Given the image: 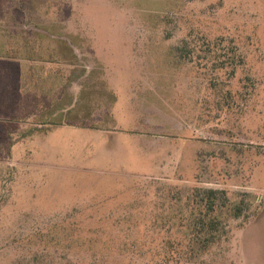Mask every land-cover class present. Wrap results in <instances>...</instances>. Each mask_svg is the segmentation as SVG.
I'll return each mask as SVG.
<instances>
[{"label": "rangeland", "instance_id": "1", "mask_svg": "<svg viewBox=\"0 0 264 264\" xmlns=\"http://www.w3.org/2000/svg\"><path fill=\"white\" fill-rule=\"evenodd\" d=\"M0 70V264H154L195 188L264 264V0H0Z\"/></svg>", "mask_w": 264, "mask_h": 264}, {"label": "trees", "instance_id": "2", "mask_svg": "<svg viewBox=\"0 0 264 264\" xmlns=\"http://www.w3.org/2000/svg\"><path fill=\"white\" fill-rule=\"evenodd\" d=\"M69 125L77 126L75 123ZM195 190L194 199L189 203L191 221L182 224L185 232L163 240V247L154 255V264L199 263L213 246L220 244L226 237L228 229L219 215L220 208L229 202L226 191L209 188ZM242 209L241 205L235 208L236 217L241 215ZM174 226L173 222L168 221L164 228L168 232Z\"/></svg>", "mask_w": 264, "mask_h": 264}, {"label": "crops", "instance_id": "3", "mask_svg": "<svg viewBox=\"0 0 264 264\" xmlns=\"http://www.w3.org/2000/svg\"><path fill=\"white\" fill-rule=\"evenodd\" d=\"M0 75H1V70H0ZM8 86L11 87V89L17 88V81H16L15 73L12 74V82ZM55 109L56 108H54V110H53L55 112H57L59 109H62L63 110V108H59V109L57 108L56 110ZM0 111H1V109H0ZM69 126H73V125H69Z\"/></svg>", "mask_w": 264, "mask_h": 264}]
</instances>
